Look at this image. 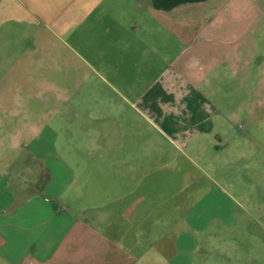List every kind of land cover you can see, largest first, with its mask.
<instances>
[{"label": "crops", "instance_id": "crops-1", "mask_svg": "<svg viewBox=\"0 0 264 264\" xmlns=\"http://www.w3.org/2000/svg\"><path fill=\"white\" fill-rule=\"evenodd\" d=\"M17 34L20 38L33 35L36 40L41 38L42 41L48 38L47 35L52 39H61L68 51L45 50L51 61L46 71H59L54 65L61 66V63L62 68L70 67L72 71L81 66L77 69L79 72L86 69L120 73L134 67L148 72L159 71L142 103L149 118L156 121L159 133L167 137L171 145H148L142 151L153 149L161 153V167L172 169L180 167L179 159L174 160L179 157L175 155V149L181 150L184 155L191 153L195 157L191 164L197 169L196 176L191 180L194 187L190 198L193 199L204 189L199 200H194L185 209L186 213H176L175 210L182 208L174 205L173 212L168 214L172 218L168 222L163 220L167 228L161 229L163 233L155 236L157 245L161 246V241L164 243L165 251H162V246L160 250L171 264H196L194 252L202 246L201 235H207L210 227L217 226L218 231L226 232L229 227L239 224L233 205V191L239 192L240 188L237 178H231L236 172L219 180L214 174L223 175V171L230 169L229 164L220 165L217 161L229 148V144L223 143L234 130L230 129V124L239 122L246 113V117L254 122H264V0H0V37ZM33 70L31 65L26 67V71ZM32 83L30 79L27 86L32 87ZM199 83L221 89V107L216 106L215 100L210 97L199 95L196 90L200 87ZM36 85L34 83L33 86ZM230 89H238V95L231 96ZM240 89H248L249 95ZM231 104L236 105L231 111L224 107ZM48 114L22 117L20 120H37L30 124L33 130L29 133L22 124L17 129L1 128L0 149L5 143L10 149H17L20 145L15 137L29 135L31 141L36 142L31 154L38 163L52 171L55 165L67 168L68 162L59 159L49 163L52 152L45 138L55 132L51 126L38 122L39 119H47ZM55 118L61 119V123L65 121L63 115H55L51 119ZM260 132L264 133V128ZM10 137L14 138L12 144ZM119 148L100 151L113 153ZM171 149L174 152L172 155ZM243 157L244 154H240L236 160H245ZM35 164L30 162V173H33ZM97 165L96 176L108 175L111 167L102 162ZM115 166L125 169L123 172L127 175L134 168L128 161L116 162ZM20 167L13 170L12 164L0 161V264H51L50 255L56 245L51 242L38 244L31 238H17L21 230H29L20 224L21 215H26L20 194L26 190L31 194L27 193L31 196L28 200L41 195L40 188L32 190L31 180L22 177L18 171ZM117 176L108 183H99L96 196L101 200H110L109 203L101 201L102 209L121 208L124 214L120 211L119 215L127 216L137 210L135 199L147 198L144 195L139 197L132 187H126L128 190L119 194ZM124 184L121 180L120 185ZM173 198L174 194L159 198L157 205ZM150 209L144 213L138 226L143 225L151 215ZM50 210L56 212L54 207ZM117 215L115 213L106 223L108 240L102 248L104 254H115L116 262L119 258L116 253L119 241L116 239L121 240L125 236V230L116 222ZM208 239L211 245L215 239L223 244L228 242L223 236L213 239L211 235ZM124 253L122 262L127 263L133 257L128 252ZM248 255L250 260L254 258L253 253ZM262 259L253 260L258 263ZM244 261L243 257H237L238 264ZM207 262L201 260L199 263Z\"/></svg>", "mask_w": 264, "mask_h": 264}, {"label": "rangeland", "instance_id": "rangeland-1", "mask_svg": "<svg viewBox=\"0 0 264 264\" xmlns=\"http://www.w3.org/2000/svg\"><path fill=\"white\" fill-rule=\"evenodd\" d=\"M19 36L20 34L0 37V129H17L22 124L29 133L33 130L30 124L37 120L20 119L28 114L40 116L49 113L47 119L38 121L51 126L55 132L47 134L45 138L52 152L49 163L58 162L59 159L68 162V166L62 168L55 165L52 171L38 163L31 154L36 142L31 141L29 135L15 137L20 145L17 149H10L8 143L0 149L1 162L12 164L13 170L21 166L18 171L23 178L31 180L32 190L41 189V195L29 200L27 198L31 194L26 190H22L24 192L20 194V200L25 205L23 213L26 211V215L20 217V224L29 230H21L17 238H31L38 244L51 242L56 245L50 255L51 264H171L170 259L163 256L164 243L161 241V246L164 247L161 251V246L156 242V235L167 228L163 220L172 218L168 214L173 212L174 205L177 204L182 209L175 210L176 213H186L185 209L189 204L202 196L203 186L209 184L202 185L203 190L191 199L190 193L194 187V181L191 180L196 176L197 169L191 164L195 161L191 153L184 155L181 150L175 149V155L179 157L174 160L179 159L180 167L172 169L161 167V153L153 149L142 151L148 145H171L169 139L159 133L156 121L149 118L142 103L159 71L155 69L148 72L130 67L133 69L120 73L86 69L79 72L77 69L81 66L72 71L70 67L62 68V63L57 67L54 65L59 71H46V66L51 61L45 50L68 51V48L61 39H52L49 35L43 41L41 38L36 40L33 35L22 38ZM29 65L34 68L32 72L26 71ZM30 79L37 85L33 86L32 83V87L27 86ZM196 90L199 95L210 97L215 100L216 106L221 107V89L200 84ZM230 90L231 96L238 95V89ZM240 91L249 95L248 89ZM224 107L231 111L236 105ZM55 115H63L65 121L61 123V119L52 120ZM247 115H243L239 122L230 124V129L234 130L229 137H225L227 140L223 143L229 144V148L217 160L220 165L229 164L230 169L223 171V175L214 174L219 180L236 172L231 178H237L240 188L239 192L233 191V205L239 224L229 227L226 232L218 231L217 226L210 227L207 235H201L199 239L202 246L197 247L194 252L196 264H200L201 260L209 261L208 264H238L239 256L245 259L243 264H262L264 261V133L260 132L264 128V122H254ZM10 140L12 144L14 138ZM114 147L120 148L113 153L100 151ZM173 153L171 149L170 154ZM240 154H244L245 160H236ZM31 161L37 163L32 168L33 173L28 168ZM124 161L134 167L131 174H124L125 169L116 168V162L120 164ZM101 162L111 167L105 177L96 176L95 166L98 167L97 164ZM236 165L238 168H234ZM115 175H118L116 180L119 181V194H124L132 187L139 197L144 195L147 198L135 199L137 210L130 215H119L121 208L102 209L101 201L109 203L110 200H101L96 196L99 183H108ZM121 180L125 183L123 186L120 185ZM172 194L173 199L157 205L159 198ZM53 207L56 212L50 210ZM148 208L152 209L151 215L143 225L138 226L144 213L149 211ZM113 213H118L116 222L125 230L124 238L116 239L119 241L117 262L115 254L111 256L102 252L103 245L108 240L106 223L114 217ZM211 235L213 239L223 236L228 242L223 244L215 239L211 245L208 242ZM124 252L133 257L127 263L122 262ZM250 252L253 253L254 260L263 258L262 261L255 263L253 259L250 260Z\"/></svg>", "mask_w": 264, "mask_h": 264}]
</instances>
